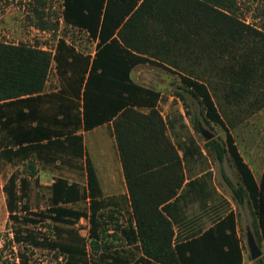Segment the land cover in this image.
Masks as SVG:
<instances>
[{"label": "trees", "instance_id": "obj_1", "mask_svg": "<svg viewBox=\"0 0 264 264\" xmlns=\"http://www.w3.org/2000/svg\"><path fill=\"white\" fill-rule=\"evenodd\" d=\"M245 1L61 0V19L86 32L94 41L93 52L78 50L62 36L52 51L0 41V158L21 166L3 181L16 244L43 247L60 255L62 264H144L145 257L160 264H241L243 247L232 211L197 236L172 245L169 218L156 206L174 190L161 193L150 210L140 203L147 193H133L129 186L134 241L145 256L133 260V254L109 240L104 218L111 216L110 197H100L81 130L111 121L127 184L129 152L171 151L174 164L181 165L156 111L158 92L129 75L140 62L176 72L183 89L202 105L203 122L225 130L224 138H208L203 144L216 160L225 152L232 159L237 186L223 178L237 204L248 202L256 219V241L264 242V166L255 178L227 128L264 105V24L239 16V4ZM38 19L43 28L45 21ZM51 65L58 81L47 92L43 89ZM219 91L224 106L213 98ZM192 126L198 130L197 120L192 119ZM56 160L57 167L70 166L77 176L84 170L86 185L62 174L53 176L48 186L38 183L37 169ZM35 185L48 193L46 207L39 210L29 204ZM83 215L88 216L87 237L74 225ZM18 254L24 264V255ZM250 264H264V255Z\"/></svg>", "mask_w": 264, "mask_h": 264}, {"label": "crops", "instance_id": "obj_2", "mask_svg": "<svg viewBox=\"0 0 264 264\" xmlns=\"http://www.w3.org/2000/svg\"><path fill=\"white\" fill-rule=\"evenodd\" d=\"M147 65L155 64L147 62L137 63L131 68L129 75H131L135 83L150 87L158 92V98L155 101L156 111L164 123L165 134L174 147L175 154L180 159L181 165L178 168L177 164H174L175 158L172 156L171 151L168 155L165 152L164 154L161 153L160 149L158 152H129L126 164L129 175V184H127L111 121L81 130L84 156L86 155L91 159L100 197H110L109 211L111 216L109 219L104 218L109 240L116 245L118 244L117 246L125 248L128 254H133V260H137L140 255L145 256L139 248V241H134V216L131 210L129 186L134 190L133 193H136V191L147 193V199L140 203L141 207L149 208L150 210L154 208L155 199L161 193L168 190L175 191L173 196L156 206L158 210L169 218L173 246L197 236L203 229L213 225L230 211L234 212L235 234L240 239L237 208L241 204H237L232 198L231 189L223 176H226L236 186L238 181L236 179L232 180L220 167L221 162L226 158L225 153L222 156L223 159L219 161L215 157L213 159L212 155L210 157L209 150L203 144L205 139H199V128L195 130L192 126V119L190 121L186 119L183 111L184 103L180 95L182 93L179 91L182 90V82L179 75L176 72L156 65L164 70L165 73L156 74L153 71L151 75H154V77L148 78L145 74L148 69ZM174 77L176 78L174 79ZM173 81L175 82L173 83ZM172 85H174L173 89L171 88ZM55 87L51 89L44 87L43 90L47 92L54 91ZM138 108L143 112L149 109V107ZM34 109L36 110V106ZM35 123L36 119H34V125ZM210 124L213 123L210 122ZM198 125L202 126L197 121V127ZM233 127L227 126L235 137ZM221 129L223 130L222 127ZM223 131L225 136V130ZM90 134L93 138V144L90 146L92 149H88L86 143L87 136ZM216 137L214 134L213 138ZM166 156L170 157V162L173 165L171 164V166L167 167L169 161H167ZM242 157L248 162L254 177L257 178L262 166H264V160L261 159L258 167H253L252 161H249L244 156ZM156 159H160L159 163H157ZM57 163L58 160L45 163L44 167L37 169L38 183L48 186L53 181V176L57 174L65 175L68 179H78L82 184L86 183L84 170L82 174L77 176L70 166L61 164L57 167ZM147 163H150L151 166L145 167ZM15 168L20 170L21 166L11 165L6 158H0V231L8 216L3 181ZM177 182H179V185ZM34 190L45 191V188L35 185ZM47 196L48 193L45 191V199ZM98 197L96 196L95 198ZM83 202L87 204V196ZM78 204L80 206V203ZM44 206L46 207V204ZM44 206L32 209L39 210ZM107 209L108 207L102 211L107 212ZM87 217L86 215L79 217L74 224L78 233L85 237H87L89 225ZM115 223H118L117 227H115ZM240 244L243 247L242 239H240ZM263 244V241L258 243L260 249ZM261 254L264 255V251L261 250ZM146 259L148 261H145L144 264H160L153 262L148 257H145L144 260ZM137 263L139 264V262ZM241 264H245L243 248H241Z\"/></svg>", "mask_w": 264, "mask_h": 264}, {"label": "rangeland", "instance_id": "obj_3", "mask_svg": "<svg viewBox=\"0 0 264 264\" xmlns=\"http://www.w3.org/2000/svg\"><path fill=\"white\" fill-rule=\"evenodd\" d=\"M61 0H0V41L11 43L32 44L39 47L53 50L54 43L58 36L64 37L71 42L75 48L80 51L92 52L94 41L83 30H78L74 26L65 24L60 16ZM36 8V9H35ZM38 10V12L36 11ZM240 17L246 21L256 24H264V0H247L243 4H239L237 10ZM38 15L45 21L43 28L39 27ZM146 76L153 78L152 72L156 74L165 73L156 65H147ZM176 77H174L175 79ZM57 76L54 74L51 65L48 78L45 82L47 89L54 88ZM177 81V79H176ZM175 81H173L174 83ZM172 85V89H173ZM182 86V85H181ZM180 94L184 103V115L188 121L197 120L202 126L210 129L217 137H224V131L216 124L204 123L202 120V105L197 102L196 98L190 96L183 87ZM220 91L213 96L215 102L220 106H224V101L220 97ZM230 108L231 104L228 105ZM245 107V106H243ZM233 108V106H231ZM228 113V112H227ZM224 115V114H223ZM241 121L232 128L235 134V141L240 154L253 162V167H258L259 162L264 160V105L255 108L254 111L245 112L240 115ZM199 139L204 137L198 131ZM88 149L93 144L92 135H88L86 139ZM209 153V152H208ZM210 157L211 154H209ZM225 159L221 162L220 167L232 179L238 181L235 165L232 159L225 152ZM214 159V157H212ZM29 195V204L31 208L45 205V191L34 190ZM238 229L240 239L243 241V252L245 264H250L255 259H250L248 255V246L245 239V226L252 232L254 238L255 216L250 209L248 202L245 200L238 205ZM256 239V238H255ZM257 240V239H256ZM258 242V241H257ZM264 251V244L261 248ZM24 255V264H62V257L54 254L52 251L43 247H37L30 243L16 244L11 237L10 222L7 218L6 223L1 227L0 231V264H20L19 254ZM263 255V254H261Z\"/></svg>", "mask_w": 264, "mask_h": 264}, {"label": "water", "instance_id": "obj_4", "mask_svg": "<svg viewBox=\"0 0 264 264\" xmlns=\"http://www.w3.org/2000/svg\"><path fill=\"white\" fill-rule=\"evenodd\" d=\"M199 130L201 131L204 139H211L214 137V134L212 132H210L209 129L198 125ZM245 239L247 242V250H248V254L250 259H255L258 256L261 255V249L260 246L258 245L256 239L254 238L252 232L248 229V227L245 228Z\"/></svg>", "mask_w": 264, "mask_h": 264}]
</instances>
